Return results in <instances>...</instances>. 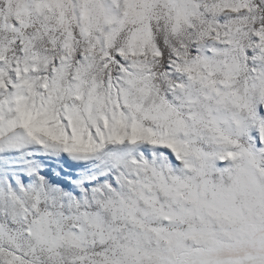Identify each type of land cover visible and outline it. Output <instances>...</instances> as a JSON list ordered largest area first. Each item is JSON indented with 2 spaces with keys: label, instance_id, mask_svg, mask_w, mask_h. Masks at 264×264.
Listing matches in <instances>:
<instances>
[{
  "label": "snow or ice",
  "instance_id": "6c2138e0",
  "mask_svg": "<svg viewBox=\"0 0 264 264\" xmlns=\"http://www.w3.org/2000/svg\"><path fill=\"white\" fill-rule=\"evenodd\" d=\"M0 264H264V0H0Z\"/></svg>",
  "mask_w": 264,
  "mask_h": 264
}]
</instances>
